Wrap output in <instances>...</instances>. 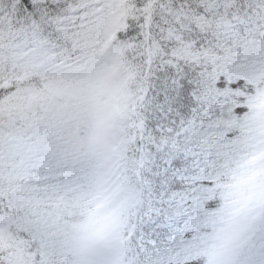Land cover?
I'll list each match as a JSON object with an SVG mask.
<instances>
[{
	"label": "snow or ice",
	"instance_id": "1",
	"mask_svg": "<svg viewBox=\"0 0 264 264\" xmlns=\"http://www.w3.org/2000/svg\"><path fill=\"white\" fill-rule=\"evenodd\" d=\"M0 264H264V0H0Z\"/></svg>",
	"mask_w": 264,
	"mask_h": 264
}]
</instances>
